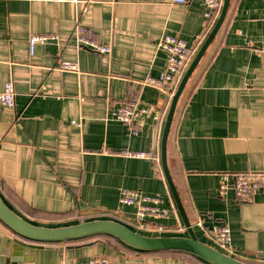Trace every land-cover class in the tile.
I'll return each instance as SVG.
<instances>
[{
	"label": "crops",
	"instance_id": "crops-1",
	"mask_svg": "<svg viewBox=\"0 0 264 264\" xmlns=\"http://www.w3.org/2000/svg\"><path fill=\"white\" fill-rule=\"evenodd\" d=\"M206 9L205 0H0V91L10 80L16 89L15 109L0 104V196L14 212L46 227L111 219L145 235L188 236L162 165L173 96L144 81L166 69L157 47L163 35L202 46ZM78 22L111 52L77 47ZM41 34L59 38L31 53L30 37ZM60 60L77 62L80 72L58 70ZM133 98L155 107L137 134L113 115ZM167 156L199 239L208 240L198 221L228 223L233 256L264 264V187L245 202L232 189L218 193L222 173L264 172V0L230 1L179 99ZM123 189L160 196L169 216L141 229L136 208L119 202ZM97 255L111 264H211L185 252H143L105 234L31 241L0 219V264H78Z\"/></svg>",
	"mask_w": 264,
	"mask_h": 264
},
{
	"label": "built area",
	"instance_id": "built-area-1",
	"mask_svg": "<svg viewBox=\"0 0 264 264\" xmlns=\"http://www.w3.org/2000/svg\"><path fill=\"white\" fill-rule=\"evenodd\" d=\"M172 1L187 3L189 0ZM205 4L207 7L204 14L205 30L204 34L199 36V42L207 38L214 28L223 7V0H205ZM58 38V35L51 34L32 35L29 39L31 53H34L37 44H46L51 41L57 42ZM73 38L77 47L85 46L102 54L111 52L109 45L100 43L96 39L93 28L85 26L80 22L75 27ZM157 47L160 51L167 54L168 61L166 69L158 78L148 77L144 83L158 88L166 98H171L176 90V85L180 82L181 77L198 52L200 43L192 46L177 35L165 34L158 41ZM57 69L61 71L80 72L78 63L70 60H60ZM0 104L4 107L15 109L16 89L13 80L7 81L3 90L0 91ZM153 111H155L154 106H141L140 101L137 98H133L120 104L115 109L113 115L115 119L128 128L131 134H137L139 132L138 127L145 122ZM21 119L22 115L16 113L15 121L19 122ZM125 155L127 157L148 158L150 153L127 150ZM220 177L219 195L225 196L232 189L235 192L236 198L243 202L251 200L253 195L264 187V172H227L222 173ZM119 202L121 205L134 206L136 208V219L141 229L145 227L148 219L167 218L170 213L167 208L160 206L162 202L160 196L147 195L140 190L123 189L119 197ZM197 224L215 248L230 256L234 255L235 250L232 245L231 227L228 223L212 228L206 227L202 220L198 221ZM157 229L158 231H163L161 225ZM78 264H111V260L108 256L97 255L83 260Z\"/></svg>",
	"mask_w": 264,
	"mask_h": 264
},
{
	"label": "water",
	"instance_id": "water-1",
	"mask_svg": "<svg viewBox=\"0 0 264 264\" xmlns=\"http://www.w3.org/2000/svg\"><path fill=\"white\" fill-rule=\"evenodd\" d=\"M231 0H224V4L220 15L216 21V24L195 57L191 61L190 65L186 69L173 97L171 100L170 108L167 114L163 137H162V165L164 173L168 180L171 192L175 199L176 205L187 229L188 236H152L139 233L129 226L111 219H95L90 221L81 222L69 226L61 227H46L36 225L30 221L22 218L16 212H14L2 199L0 196V219L11 227L16 233L21 237L37 242H65L77 239H82L86 237H91L95 235H112L125 243L143 250H153V251H165V250H181L193 253L204 260L212 264H250L244 262L234 256H230L217 248L203 242L197 236L194 227L187 215V212L182 203L179 192L176 188L174 180L172 178L169 166H168V156H167V146L168 138L170 134V129L174 119V115L178 106L179 99L184 92V89L191 78L192 74L196 70L200 61L204 57L208 47L213 42L218 31L220 30ZM17 243L21 247L25 246L27 248L39 247L35 243H26L25 241L18 240ZM17 247V249L21 248ZM20 250V249H19Z\"/></svg>",
	"mask_w": 264,
	"mask_h": 264
},
{
	"label": "trees",
	"instance_id": "trees-1",
	"mask_svg": "<svg viewBox=\"0 0 264 264\" xmlns=\"http://www.w3.org/2000/svg\"><path fill=\"white\" fill-rule=\"evenodd\" d=\"M130 227V226H129ZM131 228V227H130ZM133 230H135L134 228H132ZM135 231H137V230H135ZM138 232V231H137ZM140 233V232H139ZM102 235H104V234H102ZM105 235H107V234H105ZM96 236V235H95ZM109 236H112V235H109ZM170 236H178V235H170ZM91 237H93V236H91ZM115 237V236H114ZM117 238V237H116ZM119 239V238H118ZM201 240V239H200ZM122 241V240H121ZM201 241H203V242H206V243H208L209 245H211V246H213V244L210 242V241H206V240H201ZM124 242V241H123ZM125 243V242H124ZM127 244V243H126ZM129 245V244H128ZM131 246V245H130ZM131 247H133V246H131ZM214 247V246H213ZM135 248V247H134ZM136 249H138V248H136ZM138 250H141V251H143V252H145V251H153V250H143V249H138ZM165 251H178V252H185V253H189V254H192L193 256H195L196 258H198V259H201L202 261H205V262H208V261H206V260H204L203 258H201V257H199V256H197V255H195V254H193V253H190V252H187V251H181V250H165ZM210 263V262H209ZM212 264V263H211Z\"/></svg>",
	"mask_w": 264,
	"mask_h": 264
}]
</instances>
